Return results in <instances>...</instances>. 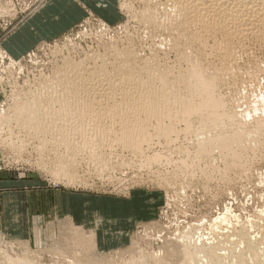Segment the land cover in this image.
Masks as SVG:
<instances>
[{
    "label": "rangeland",
    "instance_id": "374dc122",
    "mask_svg": "<svg viewBox=\"0 0 264 264\" xmlns=\"http://www.w3.org/2000/svg\"><path fill=\"white\" fill-rule=\"evenodd\" d=\"M33 1H0V112L7 113L3 119L0 118V184L5 179L21 180L30 176L28 184L32 185L30 186L33 187L31 190L41 188L53 190L49 198L53 208L45 214V218L24 221V219H28L26 218L27 213L22 212V207L18 206L19 200H16L17 196H14L16 201L10 203L9 211L15 209L14 216L15 222H17L15 228L10 222L7 223L6 214H3L1 207L0 264H8L9 261H5L13 254H15L13 258L21 256L22 259L32 261L34 264H41V262L43 264H71L82 254L84 249L88 248L85 246L82 249L79 246L80 243H75V239L69 236L71 231L66 226L67 221L85 223V227H92L94 215L96 216L97 212L99 217H103L104 220L102 230L107 231L106 235H102L100 245L106 254L105 257L111 258L113 262L111 264L129 263L131 259L137 261L143 254L146 255L148 263L151 258L149 256L159 258L155 260V263H161L160 257L168 256L169 260L167 261L168 257H166L165 264L168 262L172 264L180 258V249L173 252L172 246L176 245L178 237L185 234L193 239H197L199 236L205 237L206 242L209 241L210 244L213 243L220 247L219 252H222L220 255L223 254L221 256L225 258L230 251L243 252L245 250L247 242H244L245 240L242 238L245 233H248L264 248V244H262L264 241V217H262L264 215V36H244L246 39L243 38L244 40L242 39L243 41L240 43L233 44L236 52H232L233 56L225 64L226 69L229 68V72L232 71V74L226 72L227 76L224 72L226 70H221L222 65H220L224 57L218 52L215 53L212 43L214 39L222 37L218 36L213 39L209 36L210 40L204 47L192 43L189 34L183 31L184 25L181 26V20L179 19L178 23L176 20V25L173 24L174 16L177 17V14L174 13L175 8H173L174 3L177 2L175 0L63 1L61 6L67 8V17L71 22L66 31L41 40L35 37L31 38V36H23L24 39L17 38L16 33L21 32L19 30L26 21L51 0ZM147 7L154 11V15H159L160 19L165 16L161 22H166V18L169 20L175 14L172 16L173 20L170 19L172 23H168L169 27L168 21L165 23L167 27H162V29L158 24L149 23L146 14L149 9ZM168 12L170 15L166 14ZM158 17L156 19L159 21ZM171 25L174 28H170ZM262 26L264 28V25ZM25 41L28 42L25 44ZM192 60L197 64L202 63L206 67L205 69H208L207 71L212 74L218 73L223 77V81L216 87L217 94L227 102L225 109L235 110V113L241 115H239L240 118H236L239 120L234 123L236 129L245 133L250 129H256L263 123V126L260 125L263 127H261L263 135L260 133L256 137L247 138L252 139L251 142L245 139L246 141H244H249V143H245L244 149L242 148L244 143L241 144V150H237L239 158L233 159L234 156L226 158L224 155L221 156L219 149V151L216 149L213 150L214 153L216 152L215 155L212 151L210 155L208 154L209 156L203 153L205 155L200 157L201 162L198 158L196 160L194 153L190 159L189 157L187 159V151L185 152L184 148L189 147L191 151L195 150V143L193 145L191 141L195 136H193L194 131L184 132L183 129L186 127L184 122H180L181 124L177 122L178 129L181 127L183 132V134L180 132L179 140L177 139L169 145L163 136L160 138L154 136L156 138L151 141L153 146L149 143L152 147L148 146L147 142L144 143V155L123 143L119 144L120 142L115 141L116 143L113 145L114 136L110 134L101 136L104 139H100L98 133L96 135L99 137L93 136L97 141L95 140L92 144L91 141L89 142V146L94 143L95 147L90 146V148L86 145V148L82 147L84 150L88 149L86 152L82 148L83 152L75 148L73 153L72 150H69L71 153H65L64 148H56L55 143L52 144L57 135L53 134L52 128L54 127L50 125L51 121L49 120L53 119L52 114L56 112L53 109L60 108L58 102L53 103V105L55 104L52 106L54 108L45 109L47 112L51 110L49 119H46L49 122V130L53 131L52 134L51 131L46 132L48 127L44 125V127L38 128L39 131H36L37 128L29 129L27 127L29 125L18 115L23 106L31 104L34 99H38V96L44 97L41 98V101L37 100L43 109L49 103L47 99L51 98V94L52 97L54 95L57 97L64 93L65 96H68L69 93L77 94L82 91L83 94L85 92L84 89L78 91L75 87L72 92L69 90L70 85L82 86V84H86L91 86L92 81L96 80L95 82H99L97 85L100 86V83L103 84L101 81L106 82L110 78L115 80L118 77L117 81L120 83L123 81L120 87L121 89L124 87L123 92L124 89L125 92L134 91L139 86L137 84L142 83L143 87L145 86L143 82L148 70L153 69L152 71L161 74L165 71L167 73L168 69V73L175 76L179 73L178 70L187 69ZM99 67L105 68L102 70H108L104 72L107 76L104 74L100 78L93 74V71H99ZM130 74L136 78L135 81ZM97 79L101 80L97 81ZM138 79L143 82H139ZM93 84L92 86H95ZM97 85V88L101 87ZM139 87L142 88V86ZM87 89L89 92L90 90L94 92V88L87 87ZM121 89L117 88L114 92L122 93ZM49 91L50 94L47 93ZM88 91L85 93L88 94ZM90 94L91 92L88 94L91 99L98 97ZM220 97L219 99H221ZM118 99L115 101H120ZM86 100V102L89 101ZM112 100L114 102V99ZM90 101L95 102L94 105L96 103L101 105L98 98ZM124 101L127 102V100ZM129 101L128 103H131L133 100L129 99ZM110 102L112 101L110 100ZM91 106L94 107L90 105V108ZM255 107L259 111L254 109ZM86 108L88 109L89 106ZM94 108L96 109L97 105ZM245 111H249L250 115L244 116ZM93 116L97 117V115H92L91 118L89 116L90 121L101 120L99 116L96 121L94 118L92 120ZM104 119L108 123L115 120L108 121V117ZM191 132L192 137L190 136ZM109 136H112L110 140L107 138ZM174 138L176 139L175 136ZM258 138L259 140L256 141L255 139ZM102 141L105 144L101 143ZM81 152L82 155H79ZM152 152L154 154L161 153L163 157L159 160L160 162H150L146 159L145 156L153 154ZM93 153L95 154L93 155ZM241 155L242 157H240ZM61 156L66 160H63ZM94 156L101 157L98 160ZM59 158L61 161L63 160L62 164ZM183 160H189V165H186ZM191 160H196L195 165ZM185 165L187 167H184ZM189 166H192L193 169H190ZM184 168H187L188 171ZM8 184L15 183L8 182ZM83 196L85 197L82 198ZM45 198L48 197L41 199ZM81 201L86 204L87 214L91 215V219L88 216L86 219V216L80 213ZM42 210L45 212L44 209ZM227 214L228 218H225ZM58 215H60L59 218H57ZM220 216L224 218H219ZM219 219L227 221L221 222ZM7 233L8 236L4 235ZM66 239L67 242L74 241L67 243ZM135 241L138 244L134 243ZM25 242L28 249L30 247L26 252L20 249L23 246L22 243ZM70 245H74V248ZM221 245L224 247L221 248ZM77 246L82 251L80 249L77 251ZM74 251H77L75 252L76 256H74ZM64 254H67L65 255L67 257ZM114 259H116L115 262ZM202 259L206 260V258ZM103 260L102 264L110 263ZM179 260L182 261V259ZM122 261L124 263H121ZM203 261H200L199 264L206 263ZM179 263L189 264L187 260ZM72 264H76V261Z\"/></svg>",
    "mask_w": 264,
    "mask_h": 264
},
{
    "label": "bare ground",
    "instance_id": "6f19581e",
    "mask_svg": "<svg viewBox=\"0 0 264 264\" xmlns=\"http://www.w3.org/2000/svg\"><path fill=\"white\" fill-rule=\"evenodd\" d=\"M166 1H168V0H166ZM175 1H177V2H175L174 3L175 6L173 7V5H172V7L175 8L174 13L177 14V17L175 14H174L175 16L172 15V16H174V19H175L173 24L176 25V20L178 23V20L180 19L181 20V22H180L181 26L184 25L183 31H185V33L189 34L192 43H197V44H200L201 46L203 45V47H204V45L207 46L206 44H207V42H209L208 40H210L209 36H211V38H213V39L215 37L217 38L218 36L222 37L221 39H214V41L213 42L211 41V42L213 43V48L215 47L214 48L215 53L218 52L219 55H222V57H224L223 61L222 62L220 61L221 62L220 65H222L221 70L222 69L226 70V71H224L225 74H227L230 71L229 68H228V70L226 69L227 67L225 64H226L227 60H229V58L231 56H233L232 52H236V51H234L235 48L233 47L234 43L235 44L237 42L240 43L241 41L244 40L243 38H245L246 36H249V35H251V36L252 35H258V36L261 35L262 36L263 35L264 36V30H263L264 28L262 26V25H264V0H175ZM147 8H149L147 13H146L148 15L147 19H148L149 23H151V24L154 23V25L158 24V26H160L161 29H162V27L163 28L167 27V25L169 27L168 23H170L173 20L172 16L169 18V20L172 18V20H170V21L166 18V22L167 21L168 22H167V25L165 26L166 22L165 21L161 22V20H163V18L165 16L162 17V19H160L158 17L159 15L158 16H157V14H155L156 16L154 15V11L150 7H147ZM155 11H156V9H155ZM169 12L166 14L170 15ZM169 15H167V16H169ZM156 17H158L160 20L158 21V19H156ZM159 22H161V23L159 24ZM170 28H174V27L171 25ZM169 30H171V29H169ZM183 35L185 36V34H183ZM186 39H188V38H186ZM247 40H248V38H247ZM208 45H209V43H208ZM205 49H206V47H205ZM210 50L212 51L211 48H210ZM240 58H241V56H240ZM124 68H127V67L124 66ZM205 68L206 67H204V65H202V63L197 64V63H194L192 60L191 64L189 65V67L187 69L185 68L181 71L178 70L177 72H179V73L175 76H172L173 74H169L168 69H167V73H165L166 72L165 71L164 73H161V74H158L157 71H152L153 69L151 70L152 72L148 70L144 82L142 80H140L143 83H145L144 84L145 86L143 87L142 83L137 84V86L138 85L142 86V88L139 86L138 87L136 86L137 89L135 88L136 89L135 90L133 88L134 91L133 90L131 91L130 89H126V90H130L128 92H125V89L123 92L122 89L124 87L122 89L120 88L121 83L123 81L121 83L119 81H117L118 77H116L115 80H111V78L110 79L108 78L109 81H106V82L101 81V82H103L102 85L100 83L101 87L98 86L99 82L97 83V82H95L96 80L95 81L93 80L96 83L95 84L91 79L92 84L94 83L93 85H95V86H92V84H91L92 87L90 85H86V84H84L85 86L83 84H82V86L74 84L75 86L70 85L69 90L73 92V89L75 87V89H78V91L80 89L81 90L84 89V91L86 92L89 90V89H87V87L94 88V92H92L91 90H90V92H91V94H94V96H98V97H94V99L98 98V100L100 102L99 104H101L102 106L98 105V103H96L94 105L93 103H95V102L92 103V101H90V100H94V99L89 98V95H88L90 93L89 91H88L89 92L88 94L85 92L82 94V91L80 93H78L76 91L77 94L76 93L75 94L69 93L68 96L67 95L65 96V93H64V95L58 96L57 95L58 93H57L56 94L57 97H55V95H54V97H52V94H51V98L47 99L49 103L47 105H45V107L43 109H41L38 101H41L44 97L38 96V99H37L38 101L36 99H34L33 100L34 102L32 101L31 104L26 105L25 107L23 106L20 109V113H18V115L20 117H22V119L24 120V122L27 125H29V126H27V127H29V129L37 128L36 131H39L38 128H41V126L44 125V126L48 127L47 128L48 131L46 130V132H50L51 129L49 130V124H48L49 122L47 121L46 118H48V116L51 115V113H49V111L51 112V110H49L48 112H47V110L49 107H51V109L54 108V107H52L55 105V104L53 105V103L58 102L60 104V105L58 104V106H60V108L57 110L53 109V111L55 110L56 112L52 114L53 119L51 118L52 120L51 119L49 120V121H51L50 125H52V127H54V128L51 127L52 130L54 131V133H53V131H51V134L53 133L54 135L55 134L57 135L56 137H54V141H52V144L55 143L54 146H56V148H61V149L64 148L65 153L66 152L67 153H71V152L73 153L74 152L73 149H75V148H76V150L77 149L81 150L82 147L86 148L85 146L86 145L89 146L90 141L92 144V142H94L96 140V139H94V137H96L97 136L96 134L98 133V135L100 136V139H104V137H101V136H107V134H110V135L114 136V140L112 139L114 142L113 145H115L116 142L117 143L120 142L119 144L123 143L126 146L132 147L131 149H134L137 153L140 154L142 152V155H144V150H143L144 149V143L147 142L148 143L147 145L150 146L149 143L151 144V141L153 139H155L156 137L160 138L163 136L165 138V141L169 145L172 144L171 142L174 143L175 141H177V139L181 135L180 132H182L181 127H180V129H178V123L177 122H179V123L184 122L185 126H186V127L184 126L185 127L183 129L184 132L187 133L190 131H194L193 136H195L191 140L193 145L195 143V147H194L195 150L191 151V149L189 147L184 148L185 149L184 151L185 152L187 151V154L185 153L187 155V159H188V157L190 159L192 157L191 156L192 153H194L196 160L198 158L199 162H201L200 157L202 155H205V154L210 155L213 152V150L215 151L216 149L217 150L219 149L221 151V154H222V155L221 154L220 155L221 156L224 155V157L226 156V158L227 157L233 158V156L235 157L233 159L239 158V154H238L239 152L237 150H241L240 149L242 147L241 144L244 143V144H242V145H244L242 147L244 149V147L246 145L245 143H247V142L249 143V141L251 142V140H252V139L249 140L247 138L256 137L258 134L260 135V133L263 135L261 130L263 128L262 126L264 125L263 124L264 122L262 121L263 125L258 123L262 126H260V125L257 126V123H256V126H257L256 129L253 128V130L250 129V131H248V132L246 131L247 135H245L246 132L242 133L241 131L236 129L235 128L236 126L234 123H235V121L239 120L236 118H238L240 114L235 113V110L225 109L227 102L224 101V99L222 100V98L220 96H218V94H217L216 87L218 84L220 85L221 81H223L222 80L223 77H221L218 73L212 74L211 72L207 71L208 69H205ZM102 69H105V68H102ZM102 69L100 68L99 71H97V72L93 71L94 72L93 74L97 75L101 78L102 75L105 74L104 72L108 71V70H102ZM216 69H217V67H216ZM231 72H229V74ZM107 73H109V72H107ZM130 75H129V77L132 76V75L131 76ZM227 76H228V74H227ZM133 77L134 76H132L131 78H133ZM134 79H136V78H133V80ZM139 79H140V77H139ZM139 79H138V81H139ZM100 80L97 79V81H100ZM126 80L128 81V79H126ZM133 83H135V82H133ZM96 85L100 88H97ZM124 86H125V84H124ZM117 88L121 89L122 93L121 92H114V90ZM236 88H237V86H236ZM63 92H65V91H63ZM233 92H234V90H233ZM47 93L50 94V91ZM112 96H115V97H112ZM221 96H223V95H221ZM219 97L221 99H219ZM102 98H104V99H102ZM117 98H119L118 100H120V101H115V100H117ZM16 99H18L17 96H16ZM86 99H88L89 100L88 102H91V103L86 102L87 101ZM112 99H114V102ZM121 99L127 100V102L124 100L122 101ZM129 99H132L133 101L131 103H128ZM110 100L112 102H110ZM95 101H97V100H95ZM90 105H93L94 107L97 105V108L99 106V109L101 108L102 110H99V109L97 110V108L95 109L92 106L90 108ZM88 106H89V108L87 109L86 107H88ZM256 107L254 109H257ZM45 109H47V110H45ZM39 110H41V111H39ZM257 110L259 111V109H257ZM243 114H244V116L250 115L249 111H245V113H243ZM92 115H97V117L99 116L101 120H99L98 122L90 121L91 120L90 118ZM5 116H7V113L0 112V118L3 119ZM89 116H90V118H89ZM141 116H143V117H141ZM97 117L95 118V116H93L92 120L94 118V120L96 121L98 119ZM105 117H108V121L110 119H115V120L114 121L112 120V122H109L111 124L110 125L107 122V120L104 119ZM228 123H229V125H228ZM232 124L234 125V127ZM243 124L245 125V123H243ZM38 125H40V126H38ZM219 127H221V128H219ZM239 127L241 128V126H239ZM237 128H238V126H237ZM246 129H248V128H246ZM42 130H41V132H42ZM151 130H152V132H151ZM242 130H244V129H242ZM90 132L93 133V134H90L91 136L88 134ZM111 132H113V133H111ZM42 134H43V132H42ZM182 134H183V132H182ZM190 134H191L190 136L192 137V132ZM244 135L246 138L244 137ZM39 136H40V134H39ZM99 136H97V137H99ZM112 136H109L110 138L109 137H107V138L110 140ZM154 136H156V137H154ZM174 136L176 137V139L174 138ZM92 137H93V139H92ZM45 138H46V140H48L47 136H45ZM76 139L79 141H77ZM245 139H247L249 141L245 142L246 141ZM255 140L257 141V140H259V138L255 139ZM50 142H51V139H50L49 143ZM96 143L98 145V142H96ZM101 143H103V141ZM103 144H105V143H103ZM106 144L108 146V142ZM94 145H96V144L93 143V145H90V146L92 147ZM151 145L153 146V144H151ZM152 146H150V147H152ZM94 147H93V149H94ZM104 147H105V145H104ZM123 147L125 148L124 145H123ZM237 147H239V149H237ZM45 148H46V144H45ZM191 148L193 149V147H191ZM42 149H43V147H42ZM243 149H242V151H243ZM69 150L70 151L72 150V151L69 152ZM86 150H88V149H86ZM86 150H84V151L86 152ZM97 150H99V149H97ZM101 150L102 149H100L99 151H101ZM182 151H183V149H182ZM82 152L79 153V155L80 154L82 155ZM93 152H96V151H93ZM152 153L153 154H151V155L147 154L145 156V157H147L146 159L150 160V162L151 161L152 162L153 161L160 162L159 160L162 159V157H163L161 155V153L160 154L157 152L155 154H154V152H152ZM203 153H205V154H203ZM215 153H214V155H215ZM94 154L95 153H93V155ZM101 154H102V152H101ZM135 155H137V154H135ZM100 157L94 156V158L95 159L98 158V160ZM240 157H242V155ZM61 158L63 159V156H61ZM61 158H59V160ZM91 158H93V157H91ZM226 158H224V159H226ZM146 159H145V161H146ZM63 160H66V159L64 158ZM196 160L195 161L191 160V162L194 161L193 165H195ZM62 161H61V164L63 163ZM71 161H73V160H71ZM104 161H105V158H104ZM188 161L189 160L184 161L186 163V165L187 164L189 165L190 162H188ZM238 161H239V159H238ZM59 162H58V164H59ZM230 163H232V162L230 161ZM142 164L144 165V163H142ZM186 165L184 167H187ZM191 165H192V163H191ZM191 167L192 166H189L190 169H193ZM60 169H62V168H60ZM184 169L187 170V168H184ZM185 173H187V172H185ZM66 176H67V174H66ZM225 212H227V211H225ZM227 213H229V212H227ZM260 213H262V212H260ZM227 216H228V214L226 215L225 218H228ZM221 217L224 218L223 216H220L219 218H221ZM262 217H264V215H262ZM222 220L223 221H221V220L220 221L224 222L225 219H222ZM225 221H227V220H225ZM216 225H217V223H216ZM66 226H68V229L71 231V234L69 236H71V237H73V239H75V241L74 240L73 241L75 243L78 242V244L80 243L79 246H81L82 249L85 246H86V248H88V249H84L82 254L78 258L73 260V262L76 261V264H79V263H82V264L83 263L84 264H102L103 262L101 263V261L104 259L103 260L104 262L108 261V263L110 262L109 264L113 263L111 261V258L105 257L106 256L105 252L99 246L98 229H96V228L86 229L82 225H79L73 221H67ZM227 230H228V228H227ZM231 231H228V232H231ZM67 232H69V231H67ZM216 233H217V231H216ZM186 235L187 234H185L181 237H178L179 239L177 240L176 245L172 246V249H171L173 252L180 249V255H179L180 258L179 259H182V261L178 259L179 262H183V260H187V262L189 264H199L200 261H203L202 258H204V259L206 258V260H204V261H206V263L203 261L204 264H226L228 262H229L228 264H264V248L261 247V244L258 243V241L254 240V238L252 239L251 236L248 235V233L243 234V237H242L243 240H245L244 242H247V244L245 245L246 247L241 245L245 248V250H243V252H236L234 250L235 248L233 249L235 252L234 251L231 252L230 250H229L230 252H228L226 250L229 253V255L226 258L221 256L223 254L220 255V252H221V251L219 252L220 247L216 244L214 245L213 243L210 244L211 242H209V241L206 242L204 240L205 237L202 238V236H199L197 239H193L192 237H189ZM66 236H67V233H66ZM214 236H216V235H214ZM240 238H241V236H240ZM220 239H222V238H220ZM73 241L71 240V241L67 242V239H66L67 243L73 242ZM137 242H139V241H137ZM75 243H74V245H75ZM134 243H136V241ZM136 244H138V243H136ZM262 244H264V241L262 242ZM22 245L23 246L20 249H22L23 251L25 250V252H26L30 249V247L28 249V245L26 244V242L22 243ZM74 245H72V246L70 245V247L74 248L73 247ZM68 246H69V244H68ZM79 246H77L78 248H76V250L80 249ZM133 246H135V245H133ZM162 246H163V244H162ZM223 247L221 245V248H223ZM225 249H227V248H225ZM59 250H61V249H59ZM65 250H66V248H65ZM167 250H168V247H167ZM77 251H74V253ZM80 253H77V254H80ZM13 255H15V254H13ZM13 255L10 256V258L5 262L9 261L8 264H34L32 261L30 262V261L22 259L21 256H20L21 258L17 257V256H16V258H13ZM65 255H67V254H64V256ZM108 255H110V254H108ZM143 255H144V257H143ZM143 255H141L142 257H139V259H137V261L134 259H131V260H129V263L126 261L125 262L127 264H165L166 263V257H168V256L163 257V258L160 257L161 263H155V260L159 259V258H157V257L155 258V256H153V257L149 256V257H151L150 258L151 262L149 261V263H148L146 255L145 254H143ZM74 256H76V253ZM74 256H73V258H74ZM65 257H67V256H65ZM65 257H63V259ZM59 258H60V256H59ZM67 259H69V258H67ZM64 260H66V259H64ZM168 260H169V257L167 258V261ZM70 261H71V259H70ZM115 261H116V259H114V262ZM123 261L121 263H124ZM176 261H177V259H176ZM176 261L172 264H181L178 261L177 262ZM126 263H124V264H126ZM41 264H43V263L41 262ZM167 264H170V263L168 262Z\"/></svg>",
    "mask_w": 264,
    "mask_h": 264
},
{
    "label": "crops",
    "instance_id": "0c3cea01",
    "mask_svg": "<svg viewBox=\"0 0 264 264\" xmlns=\"http://www.w3.org/2000/svg\"><path fill=\"white\" fill-rule=\"evenodd\" d=\"M67 2L68 0H51L49 3L45 4L42 9L38 10L36 14L31 17L29 20L26 21V23L20 28L19 31L16 33L17 38L24 39L23 36H31V38L35 37L36 39H43L50 35H58L62 32L66 31L68 27L70 26V20L69 17H67V8L61 6V2ZM71 1V0H69ZM86 1V0H85ZM1 35V31H0ZM28 42V41H27ZM25 41V44L27 43ZM31 177L29 176L27 179H21V180H7L1 182L0 184V209L2 207L3 214L7 218V223L10 222L13 227H17V222H15V209H13L11 212L9 211V205L10 203H15L16 200L18 201V206L22 207L23 213H27L26 218L24 219L29 220H40L41 218H45V214L49 213V211L53 208V205L50 201V195L51 192H53L50 188H41L38 190H31L33 187L31 184H28V181ZM9 183H15V184H8ZM14 196H17V199H14ZM42 197H48L42 200ZM83 196L82 198H84ZM20 198V199H19ZM85 202V200H84ZM81 201V209L80 213L84 216H87L88 218L91 215L87 214V208L86 204ZM5 206V209H4ZM31 209V210H28ZM44 209L45 212L42 210ZM10 212V213H9ZM1 213V212H0ZM91 214V213H90ZM9 215V216H8ZM2 216V214H1ZM60 215L57 216L59 218ZM94 224L92 223V227H85V223H78L79 225H82L85 228L91 229L96 228L98 229V242L100 245L101 237L102 235H106V230H102V226L104 223L103 217H99L98 212L97 215H94ZM6 220V219H5ZM1 230V225H0ZM100 231V232H99ZM8 236L7 234H4Z\"/></svg>",
    "mask_w": 264,
    "mask_h": 264
},
{
    "label": "built area",
    "instance_id": "2783aa9c",
    "mask_svg": "<svg viewBox=\"0 0 264 264\" xmlns=\"http://www.w3.org/2000/svg\"><path fill=\"white\" fill-rule=\"evenodd\" d=\"M0 1H1V0H0ZM31 1H33V0H31ZM33 2H34V1H33ZM33 2H32V3H33ZM34 10H35V9H34ZM33 12H34V11H33Z\"/></svg>",
    "mask_w": 264,
    "mask_h": 264
}]
</instances>
